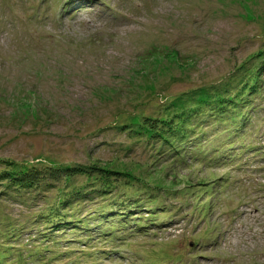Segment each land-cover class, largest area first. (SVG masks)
Here are the masks:
<instances>
[{
	"label": "rangeland",
	"instance_id": "rangeland-1",
	"mask_svg": "<svg viewBox=\"0 0 264 264\" xmlns=\"http://www.w3.org/2000/svg\"><path fill=\"white\" fill-rule=\"evenodd\" d=\"M34 170L0 264H264V0H0V173Z\"/></svg>",
	"mask_w": 264,
	"mask_h": 264
},
{
	"label": "trees",
	"instance_id": "trees-1",
	"mask_svg": "<svg viewBox=\"0 0 264 264\" xmlns=\"http://www.w3.org/2000/svg\"><path fill=\"white\" fill-rule=\"evenodd\" d=\"M92 168H98L95 167V165L91 166ZM68 168V169H67ZM64 169V173L68 175H74L75 173H78L82 171V169H78L76 167H67ZM104 170V169H102ZM51 174H54L55 176L59 174V170H51ZM41 175L36 171H26L22 173L21 175H12L8 171H5L4 173H0V178H5V179H10L14 182L15 185H20V186H26V187H31L36 183L37 180H40Z\"/></svg>",
	"mask_w": 264,
	"mask_h": 264
},
{
	"label": "bare ground",
	"instance_id": "bare-ground-1",
	"mask_svg": "<svg viewBox=\"0 0 264 264\" xmlns=\"http://www.w3.org/2000/svg\"><path fill=\"white\" fill-rule=\"evenodd\" d=\"M219 88V87H218ZM213 90V89H212ZM218 90V89H217ZM191 122V121H190ZM262 143V142H261ZM241 149V148H240ZM249 150H250V148H249ZM244 152V151H243ZM242 156H243V154H242ZM220 159V158H219ZM68 169V168H67ZM225 186H226V184H225ZM63 187H64V185H63ZM100 219V218H99ZM43 224V223H42ZM50 227V226H49ZM24 230V229H23ZM44 231V230H43ZM39 233V232H38ZM43 233V232H42ZM36 234V233H35ZM38 237V236H37ZM7 243H8V241H7ZM12 252V251H11ZM11 254V253H10ZM65 262V261H64Z\"/></svg>",
	"mask_w": 264,
	"mask_h": 264
}]
</instances>
